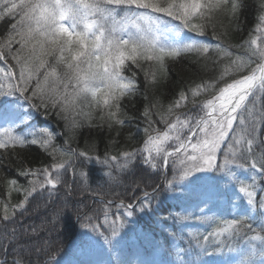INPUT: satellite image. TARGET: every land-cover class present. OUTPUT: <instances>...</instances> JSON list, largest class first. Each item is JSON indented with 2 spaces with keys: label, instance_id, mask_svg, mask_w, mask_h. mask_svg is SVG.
Returning <instances> with one entry per match:
<instances>
[{
  "label": "snow or ice",
  "instance_id": "6c2138e0",
  "mask_svg": "<svg viewBox=\"0 0 264 264\" xmlns=\"http://www.w3.org/2000/svg\"><path fill=\"white\" fill-rule=\"evenodd\" d=\"M245 7V0H0V169L33 150L47 158L38 167L21 160L0 177L9 194L23 192L0 214V264H132L127 251L152 256L163 247L140 230L152 217L168 251L136 264H264V0L247 39L226 45L217 30L224 16L241 31ZM189 55L200 68L218 65V75L186 82L166 108L145 105L139 147L90 154L38 126L55 115L69 132L106 127L119 137L132 119L125 99L155 89L158 76L168 78V61ZM101 181L126 184L133 195L83 211L84 199L72 197L100 196L91 185ZM166 200L184 207L164 215ZM193 219L206 231L187 234V247L173 252Z\"/></svg>",
  "mask_w": 264,
  "mask_h": 264
},
{
  "label": "trees",
  "instance_id": "16d2710c",
  "mask_svg": "<svg viewBox=\"0 0 264 264\" xmlns=\"http://www.w3.org/2000/svg\"><path fill=\"white\" fill-rule=\"evenodd\" d=\"M260 0H245L246 7L243 9V12L239 16V27L241 31L236 30L237 21L232 20L230 18H226L221 16L217 20V30L218 34H221V39L224 43L236 45L239 44L241 39H247L249 34L254 31L255 24L257 23V17L260 15L259 10ZM2 31V29H0ZM226 33L227 35H223ZM213 45H215L218 41H216L211 36L207 37ZM233 51H236L234 48ZM195 57L189 55L181 60L179 63H175L173 61H168L169 65V75L166 80L160 79L159 85L154 89L152 86L141 87L140 92L136 95V97L129 103L127 99H125V103L128 104L127 112L128 116L132 119L129 122V126L125 127L121 130V135L116 137L115 130L109 131L105 128H78L69 132L65 128V122L55 115L49 116L48 119L40 118L38 121L39 125H44L52 130H54L58 134H62L58 136L56 141L57 144L61 146H70L73 149L77 150H85L89 151L90 154H102L106 149L110 152H118L121 148L128 147L134 148L141 146L143 132L142 129L146 126V122L141 115L143 108L145 105H149V102L152 100H158L160 105H163L164 108L175 99V94L179 91V89L190 80L196 79L199 80V77L202 75L205 78L209 76L218 75L219 66L213 65L211 62L208 63L207 68H200L195 62ZM222 63H226L223 61ZM147 67V65H145ZM140 80H143V75L141 74L139 77ZM230 79V77H229ZM148 97V99H145ZM203 97H201L202 99ZM191 107V106H189ZM153 111H162L163 108L157 107L152 109ZM188 109H182V111H187ZM195 111V110H193ZM155 118V117H154ZM141 129L139 135H135L137 132V128ZM157 127L163 128L162 124H158ZM133 134L134 138L129 140L128 136ZM115 137L117 143L113 144L111 141ZM65 141L67 142L65 144ZM95 145V149L92 146ZM14 163L9 167L8 162L6 161L3 169H0V177L8 175L9 173L14 172L17 164L23 160L25 166L38 167L39 162L41 160L47 161V158L43 153H37L33 150L30 153H27L24 157H13ZM99 167V166H97ZM102 175V173H101ZM243 178V177H242ZM153 180H148V183H153ZM19 183L24 184L25 178L20 177ZM92 189L96 192L100 193V196H93L91 194H81L79 196L74 195L72 199L74 201H79L80 199H84V205H81L83 211H88L89 209H93L95 211H99L102 208V203L94 200L95 198H101L104 200H121L127 198H131L133 192L127 190L126 184H121L119 186L112 185L111 187L106 186L103 182H99V184H92ZM150 192L151 189L149 188ZM23 198V192H16L13 190L10 194L8 191V186L6 182L0 181V214L3 213V205L5 203L15 204L17 201ZM161 199L163 197H160ZM86 205V206H85ZM177 207H184V205L178 204L176 201L166 200L162 205L161 212L164 215H167L168 209L171 208L173 211ZM50 210V209H49ZM115 210V209H113ZM192 211L198 212L199 210L195 207V205L191 206ZM69 213L73 214V223H75V214L74 209L71 205L68 208ZM92 214V213H90ZM26 223H31L33 220H36V217L23 218ZM158 217H152L151 219L145 218V220L140 225V230L149 232L153 237L154 242L159 243L163 247L155 250L152 253V256H145L147 259H156L160 260L164 258V253L168 251V245L165 242V237L160 230V227L156 224V220ZM36 222H39L36 220ZM168 231H172V228H169ZM206 231V226L201 225L195 219L188 222V226L182 229L184 235H180V238L172 244L173 252L180 246L187 247L188 243V235L187 234H197L204 233ZM72 231L69 230L65 232L63 239L70 240L72 238ZM241 243H243L241 241ZM126 255V254H125ZM192 259H197V257L192 256ZM32 259L35 260L36 256H32ZM42 259V257H41ZM136 264V263H134Z\"/></svg>",
  "mask_w": 264,
  "mask_h": 264
}]
</instances>
